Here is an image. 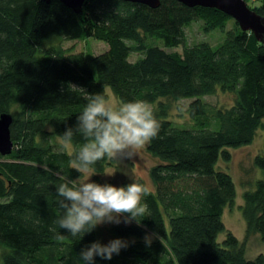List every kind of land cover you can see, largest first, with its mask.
Segmentation results:
<instances>
[{
  "label": "trees",
  "instance_id": "1",
  "mask_svg": "<svg viewBox=\"0 0 264 264\" xmlns=\"http://www.w3.org/2000/svg\"><path fill=\"white\" fill-rule=\"evenodd\" d=\"M256 1L253 8L246 4L264 18V0ZM196 23L206 34L222 32V43L189 45L186 30ZM86 39L108 48L88 58L63 46ZM179 47L182 54L171 51ZM107 89L119 102H147L160 130L147 144L156 163L142 202L151 215L109 226L111 240L129 246L111 260L96 257L95 264H264V255L247 260L231 234L218 242L224 209L236 196L218 163L230 161L229 149L250 145L264 129V43L218 10L177 0H160L158 8L85 0L78 14L58 0H0V115L13 118L12 152L0 156V246L7 251L0 264H83L81 249L104 243L97 227L81 239L59 228L56 188L57 174L77 181L84 176L71 167L59 134L75 126L87 103L84 92L107 97ZM218 91L233 94L234 103L204 102ZM181 101H189L188 124L170 118ZM73 139L77 148L84 142L79 134ZM110 162L93 165L92 181L100 183ZM254 165L262 178L243 193L241 213L247 234L264 243V155ZM146 234L153 237L150 245Z\"/></svg>",
  "mask_w": 264,
  "mask_h": 264
},
{
  "label": "clouds",
  "instance_id": "2",
  "mask_svg": "<svg viewBox=\"0 0 264 264\" xmlns=\"http://www.w3.org/2000/svg\"><path fill=\"white\" fill-rule=\"evenodd\" d=\"M84 93L87 103L75 126L66 125L59 139L72 157L71 167L87 174V179L77 181L57 174L61 183L56 188L57 204L62 210L56 223L71 237L79 239L97 226L139 223L151 215L147 203L142 202L150 193L148 186L136 181L124 186L100 184L90 177L95 175L93 165L100 160L133 159L160 130L151 106L143 100L113 103L103 93ZM77 134L84 141L78 148L73 139ZM58 238L63 239V234L58 233ZM144 241L150 245L151 237L146 234ZM128 246L129 242L120 238L107 243L94 241L82 248L79 256L83 264H95L96 257L111 260Z\"/></svg>",
  "mask_w": 264,
  "mask_h": 264
},
{
  "label": "rangeland",
  "instance_id": "3",
  "mask_svg": "<svg viewBox=\"0 0 264 264\" xmlns=\"http://www.w3.org/2000/svg\"><path fill=\"white\" fill-rule=\"evenodd\" d=\"M249 8L259 5L256 0H247ZM246 4V5H247ZM232 21H229L226 30L231 29ZM187 42L189 45L199 42H207L212 47H217L222 43L225 35L218 31H212L208 34L204 33L202 23L193 24L186 30ZM154 45L157 43L152 42ZM65 49L74 48L75 52H83L88 58H92L107 50V45L93 39H86L79 42H66L63 44ZM175 51L182 54V48H176ZM138 58L136 54L130 57L131 61ZM107 98L113 103H118V99L110 89H107ZM234 95L231 93L217 92L214 96L204 98V102L214 107H230L234 103ZM189 101H181L174 103L171 107L170 118L179 124H188L191 119L188 114ZM230 161L219 162L218 168L228 173L235 185L236 196L233 204L226 207L223 212L222 222L224 224V232L218 236V242H222L228 234L234 236L239 244L244 246L245 258L254 260L259 255H264V243L258 234H247L246 224L241 213L243 205L242 195L246 190L253 188L255 181L262 178L261 171L254 165V160L257 156L264 155V129L258 130L254 140L250 145L243 146L237 149H229ZM5 161L0 158V162ZM156 163V160L147 152V145L139 150L136 156L131 159L115 158L111 159L110 165L106 168L103 175L99 176L101 184L109 183L115 186H124L133 181H143L144 185L152 189L148 173L149 169ZM87 179V174H84L82 180ZM93 178L90 177V180ZM79 180V181H82ZM113 224H105L97 226L100 237L104 243L111 240L108 233V227ZM151 237V236H150ZM153 237H151V240ZM7 251L0 246V263L1 257Z\"/></svg>",
  "mask_w": 264,
  "mask_h": 264
},
{
  "label": "water",
  "instance_id": "4",
  "mask_svg": "<svg viewBox=\"0 0 264 264\" xmlns=\"http://www.w3.org/2000/svg\"><path fill=\"white\" fill-rule=\"evenodd\" d=\"M49 2L50 0H45ZM65 7L78 14L81 12L85 0H58ZM135 4L158 8L160 0H120ZM186 7H202L215 9L233 19L243 32H250L264 43V18L250 10L244 0H177ZM13 118L10 114L0 115V156H8L13 149L10 138V126Z\"/></svg>",
  "mask_w": 264,
  "mask_h": 264
}]
</instances>
